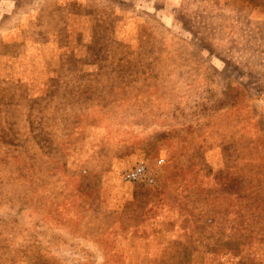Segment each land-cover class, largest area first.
Instances as JSON below:
<instances>
[{
  "label": "rangeland",
  "instance_id": "374dc122",
  "mask_svg": "<svg viewBox=\"0 0 264 264\" xmlns=\"http://www.w3.org/2000/svg\"><path fill=\"white\" fill-rule=\"evenodd\" d=\"M204 7L209 27H224L219 52L240 70L263 73L264 22L255 0H0V264H264V148L245 144L243 151L242 190L255 187L261 204L235 214L227 187L208 181L232 161V148L197 151L181 127L169 146L153 141L182 119L209 127L243 107L249 116L253 107L264 111V94L253 100L220 95L223 105L206 116L200 104L179 111L216 86L203 63L214 55L205 57L179 36L180 17L187 12L198 23L191 9ZM136 61L147 63V74L158 73L154 90H144V71L138 80L132 72L117 76L120 65ZM67 74L72 82L74 75L114 80L111 99L119 106L105 116L108 128L88 130L84 111L67 108L80 104L75 97L62 100ZM228 126L208 145L229 135ZM160 160L156 187L123 182L126 170ZM144 213L153 218L145 225ZM175 239L189 242L178 251Z\"/></svg>",
  "mask_w": 264,
  "mask_h": 264
},
{
  "label": "trees",
  "instance_id": "16d2710c",
  "mask_svg": "<svg viewBox=\"0 0 264 264\" xmlns=\"http://www.w3.org/2000/svg\"><path fill=\"white\" fill-rule=\"evenodd\" d=\"M255 5L257 6L258 10L263 14L262 20L264 22V0H255ZM193 12H195L196 15L200 17L199 22L197 23L196 21H193V16L192 14L188 15V13H184L181 17L180 20L182 21V27H180V33L179 36L184 39L186 42L190 43L194 49H196L199 53L204 52L205 57L210 58L212 54L214 57L211 59H205L203 61L204 64H206V68L212 69V79L214 82H216V86L211 89H208V96L204 97H196L193 99V101H189V103H186L183 105L182 108L179 109L181 110H186V111H195L200 104V108H206L204 115L210 114L212 110L215 108H218V106H221L219 104L222 103V99L220 95H222V98L224 96H231V99H234L238 96V100H242L240 98H246L249 100H253L257 97L262 96L264 94V72L263 73H257L254 70L250 72H246L245 70H240L238 69V66L228 59L227 56L224 55L223 52H219L218 48L223 45V31L224 27L222 24H218L214 26L213 28L209 27V23H207V18L210 16V14H206L207 8H201V9H194L192 8ZM220 16V15H219ZM264 40V39H263ZM204 55V54H203ZM141 56V55H140ZM150 56L147 54H144V57ZM139 57V56H137ZM134 56L131 54L130 60H132ZM143 61H136V64H132L131 66H119L118 68V77H122L123 73H125L124 77L129 73H135V79L141 78V72L144 71V80L140 79V81L143 82L144 90L145 91H151L154 89H151L152 86H154L158 81V73H148L147 74V68L149 67L146 62L142 63ZM199 62H202L201 59ZM217 63V64H216ZM135 69V70H134ZM73 74V73H72ZM75 74V73H74ZM68 75V74H67ZM148 76H153L152 77V82H149V79L147 78ZM74 80L75 82H72L71 78H69V75L66 77L65 81L62 82L61 85V93L62 90H65L64 95L62 97V100H64V97L67 98H76L78 101L80 100V104L76 106H66L67 108L70 109H76L79 108L84 111V116H83V121L82 125L86 129H100V128H108L111 122V119H106L105 116L107 114H110V111H112L115 106H119L115 101H113L111 98L115 96L114 92V87H113V82L114 80H111L107 83H104L101 78H90V77H78L74 75ZM138 80V79H137ZM82 84H89L92 85L93 87L96 86V90L89 91V88L86 89H81L80 87H83ZM127 84H130L126 82ZM95 85V86H94ZM208 87H211L209 85ZM80 88V90L78 89ZM215 90V93L214 91ZM119 92V90H116ZM79 92V95L78 93ZM205 92V90H203ZM206 93V92H205ZM241 95H244L243 97ZM101 97V98H100ZM50 101V100H49ZM95 105L94 108H88L86 105ZM223 105V103H222ZM155 105L150 108V113L154 112ZM159 108V107H157ZM102 110L104 113H102ZM261 109L259 107H253L251 116L248 115V112L246 108H242L239 111L233 112L234 114L230 116H226V119H224L220 124L217 125L218 119L212 123L211 126L206 127L205 124H197L194 121H186V119H182L185 121H176L172 122L169 124V129L168 131H162L157 133L155 139L153 140L154 142H158V144L163 146H169L171 143L167 142L170 140V138H175L176 135H179L177 131H174L175 128L181 127V134H184L186 138L183 140H189V143H193L192 140L199 141L196 143L194 141V149H197V151H200L203 146H207L211 149L221 147V148H227L230 147L234 150L233 158L232 161L229 164L225 165V169L223 172L217 174V176H211L209 178V184L214 186L215 182L219 180L224 184L227 189H225L223 192L226 193L227 197L231 198L229 199V203L231 206H234L237 208V211H235V214H238V212H252L253 208H256L261 204V200L258 199V197L255 195L256 188L253 187V189H249L248 191L242 190L244 188L242 185L244 183V179L242 177V171L244 170V166L247 163V157L245 156L244 151V146L245 144L248 145L249 149H253V147L262 146L264 148V111H260ZM107 112V113H106ZM194 113V112H193ZM196 114V113H194ZM197 115V114H196ZM237 117V119L235 118ZM243 117V125L246 126L245 129V134L243 127L239 124V117ZM216 118V117H215ZM221 118V117H220ZM219 118V119H220ZM207 119V118H206ZM208 120V119H207ZM156 126H159L161 123H155ZM205 125V126H204ZM226 125H229L228 127L230 128V133L229 135L225 137H220V143H217L215 146L213 145H208L210 143L211 138L220 131V129ZM204 126V127H203ZM162 127V125L160 126ZM58 128L66 129L64 126V123L60 121ZM201 130L199 133H196L197 131ZM206 131L209 132L208 135L205 137L204 134ZM207 132V133H208ZM187 133V134H186ZM203 133V134H202ZM165 140V142H164ZM262 140L263 145L259 144L258 141ZM29 141H32L29 139ZM67 142V141H66ZM34 143H36L34 141ZM68 146V142L66 143ZM62 146H65L64 144ZM245 162V163H244ZM17 164H14V167H16ZM251 175L255 173V169H251L249 171ZM249 175V174H248ZM79 178L75 181H78L81 179V175L78 176ZM22 180V179H18ZM72 181V180H70ZM252 182V181H250ZM258 190V189H257ZM61 195V193H60ZM231 196V197H230ZM244 203V204H242ZM22 204L26 206V202L22 201ZM241 205V206H238ZM229 205V208L231 207ZM243 207V208H241ZM165 211V208L162 206H158L156 208V215H155V222L159 223L158 218H160ZM131 212L124 213L123 216L129 215ZM136 212L133 213V215ZM144 225L153 218L148 217L146 213H144V216H142ZM162 222V221H160ZM213 223L210 225L212 226ZM149 226H152L149 225ZM193 226V225H192ZM201 225L195 226L199 227ZM209 228V227H208ZM222 228L221 230H223ZM186 233L185 235L188 234V237L191 238L192 242H194L196 239L193 237L194 235H190L191 231L189 227L185 228ZM124 231H120L116 233L115 235H121V233ZM208 233H211L208 232ZM198 234V233H196ZM205 234H198L196 238L202 237V238H207L208 235ZM113 234L110 235V237ZM127 235L129 237H138L136 234L127 232ZM86 239L88 240L89 238H93V235H90V237H87ZM193 237V238H192ZM146 238L144 237V240ZM201 239V238H199ZM249 240V244L252 249V254L255 257V262H258L259 259V252L254 249V243H253V237H251ZM255 241V239H254ZM189 242V240H178L175 239L173 241V245L175 247H178V251L184 249L186 245ZM221 241H217V244H219ZM247 242V241H246ZM256 242V241H255ZM246 245V244H244ZM174 247V246H171ZM260 248V247H259ZM168 249V248H167ZM171 249V248H170ZM174 249V248H172ZM250 249V250H251ZM176 250L171 251L173 254ZM234 258L235 255H230Z\"/></svg>",
  "mask_w": 264,
  "mask_h": 264
},
{
  "label": "built area",
  "instance_id": "2783aa9c",
  "mask_svg": "<svg viewBox=\"0 0 264 264\" xmlns=\"http://www.w3.org/2000/svg\"><path fill=\"white\" fill-rule=\"evenodd\" d=\"M162 164V160L158 161L157 164L151 162H143L135 167L126 170L122 174V180L125 183L141 184L148 189H152L157 186V180L159 177L157 168H161Z\"/></svg>",
  "mask_w": 264,
  "mask_h": 264
},
{
  "label": "crops",
  "instance_id": "0c3cea01",
  "mask_svg": "<svg viewBox=\"0 0 264 264\" xmlns=\"http://www.w3.org/2000/svg\"><path fill=\"white\" fill-rule=\"evenodd\" d=\"M135 166V165H134Z\"/></svg>",
  "mask_w": 264,
  "mask_h": 264
}]
</instances>
